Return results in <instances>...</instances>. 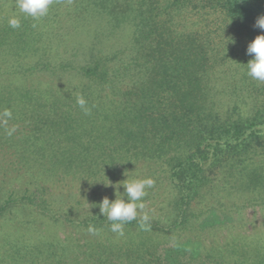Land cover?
Wrapping results in <instances>:
<instances>
[{
  "label": "trees",
  "instance_id": "obj_1",
  "mask_svg": "<svg viewBox=\"0 0 264 264\" xmlns=\"http://www.w3.org/2000/svg\"><path fill=\"white\" fill-rule=\"evenodd\" d=\"M261 16L264 0H54L33 20L0 0V264H264ZM127 178L154 183L118 236L98 205Z\"/></svg>",
  "mask_w": 264,
  "mask_h": 264
},
{
  "label": "clouds",
  "instance_id": "obj_2",
  "mask_svg": "<svg viewBox=\"0 0 264 264\" xmlns=\"http://www.w3.org/2000/svg\"><path fill=\"white\" fill-rule=\"evenodd\" d=\"M53 2L54 0H15V6L26 17L39 20L48 15ZM9 26L14 29L19 28L20 20L10 18ZM254 27L264 32V16L256 20ZM246 54L252 57L246 64V74L251 79L264 83V34L257 35L247 45ZM77 104L85 114L89 113L90 110L87 108L86 101L83 97H77ZM153 183V180L150 178H127L117 184L111 185L114 188L116 198L110 201L108 197H104L98 207L100 214L111 222L110 230L113 233L118 236L124 235L125 224L136 220L138 210L142 211L144 209L142 198L147 195L146 189L151 188ZM121 187L124 189L123 192L119 191ZM142 221L140 228L145 231L148 230L150 225L148 223L149 216L147 213L143 214ZM88 231L92 234H97V230L91 226Z\"/></svg>",
  "mask_w": 264,
  "mask_h": 264
},
{
  "label": "rangeland",
  "instance_id": "obj_3",
  "mask_svg": "<svg viewBox=\"0 0 264 264\" xmlns=\"http://www.w3.org/2000/svg\"><path fill=\"white\" fill-rule=\"evenodd\" d=\"M262 215L263 212L259 209H248L244 212L243 217L249 221V223H256L259 224L260 220L262 219ZM217 221V220H214ZM66 230L62 229L61 227H59V229H57V235L62 238L63 234L65 233Z\"/></svg>",
  "mask_w": 264,
  "mask_h": 264
}]
</instances>
